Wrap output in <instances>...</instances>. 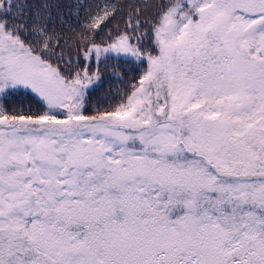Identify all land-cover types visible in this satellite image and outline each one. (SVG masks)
Segmentation results:
<instances>
[{
	"label": "snow or ice",
	"instance_id": "snow-or-ice-1",
	"mask_svg": "<svg viewBox=\"0 0 264 264\" xmlns=\"http://www.w3.org/2000/svg\"><path fill=\"white\" fill-rule=\"evenodd\" d=\"M65 7L0 0V264H264V0Z\"/></svg>",
	"mask_w": 264,
	"mask_h": 264
},
{
	"label": "trees",
	"instance_id": "trees-1",
	"mask_svg": "<svg viewBox=\"0 0 264 264\" xmlns=\"http://www.w3.org/2000/svg\"><path fill=\"white\" fill-rule=\"evenodd\" d=\"M24 2L30 3L33 6H35L38 0H24ZM103 2L104 0H62V3L67 5V7L63 9L64 18L69 20V23L74 25L75 31L69 30L67 26H64V30L61 33V35L66 38L75 36L80 31L79 25L86 24L88 22V16L96 11V5L102 4ZM130 2L131 0H111V3L113 4H121V3L128 4ZM78 3L84 4V5H91L92 7L90 9L89 8H77L75 7V5H77ZM70 10L73 13L79 12V17H78L79 25L77 24V17L75 15H73V17L69 19L67 14ZM58 30H59V27H58ZM105 31H107V29H105ZM137 76H138V72H129L128 76L125 77V82L126 83L131 82V78L137 77ZM108 88H109V85L106 83L104 88L100 89L98 92L93 93V96H92L93 104H95L96 98L100 95V93H104L106 96L108 95ZM111 88H112V91L115 92L117 88L124 90L125 85L114 80L112 82ZM21 92L23 93L24 96L29 97L34 103H39L38 98L35 97L34 94L26 90H21ZM109 99H112V98L109 97ZM28 106L29 105L25 103L24 107H28Z\"/></svg>",
	"mask_w": 264,
	"mask_h": 264
}]
</instances>
